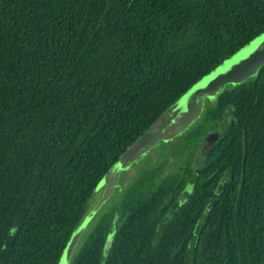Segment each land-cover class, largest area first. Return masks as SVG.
<instances>
[{
    "label": "trees",
    "instance_id": "16d2710c",
    "mask_svg": "<svg viewBox=\"0 0 264 264\" xmlns=\"http://www.w3.org/2000/svg\"><path fill=\"white\" fill-rule=\"evenodd\" d=\"M262 32L264 0H0V264H58L120 155ZM161 144L173 172L130 178L69 264H264V65Z\"/></svg>",
    "mask_w": 264,
    "mask_h": 264
},
{
    "label": "water",
    "instance_id": "95a60500",
    "mask_svg": "<svg viewBox=\"0 0 264 264\" xmlns=\"http://www.w3.org/2000/svg\"><path fill=\"white\" fill-rule=\"evenodd\" d=\"M264 65V32L193 84L173 102L151 126L120 155L97 184L101 196L68 240L58 264H69L71 256L90 221L119 187L121 173L127 171L161 142H169L186 131L201 115L205 100L214 99L227 85H237L254 76ZM221 131L210 133L201 145L208 153ZM198 173V170H196ZM185 264H191L186 258Z\"/></svg>",
    "mask_w": 264,
    "mask_h": 264
},
{
    "label": "rangeland",
    "instance_id": "374dc122",
    "mask_svg": "<svg viewBox=\"0 0 264 264\" xmlns=\"http://www.w3.org/2000/svg\"><path fill=\"white\" fill-rule=\"evenodd\" d=\"M173 163L174 162L172 155L164 152V145L159 143L156 147L153 148V150L149 151L137 163L133 164L130 169H128L126 172L124 171L121 174L119 184L120 186H122V189L120 191L115 189L112 196L101 206L98 212L109 214V217H112L114 208L120 202L121 194L124 192L130 178L136 177L138 172H142L143 170L149 171L159 164H163L164 166V175H169L175 168V165ZM101 192V190L95 191V193L89 199L88 206H90L91 209L100 198Z\"/></svg>",
    "mask_w": 264,
    "mask_h": 264
},
{
    "label": "flooded vegetation",
    "instance_id": "af4514ba",
    "mask_svg": "<svg viewBox=\"0 0 264 264\" xmlns=\"http://www.w3.org/2000/svg\"><path fill=\"white\" fill-rule=\"evenodd\" d=\"M191 188H192V185H191ZM122 189V186H119L117 188V190H121ZM115 191V190H114ZM121 200H122V197H120V202L115 206L114 208V212H113V217H114V220H113V230L112 231H116L117 228L121 225L122 221L125 220V217H122L121 214H120V204H121Z\"/></svg>",
    "mask_w": 264,
    "mask_h": 264
}]
</instances>
